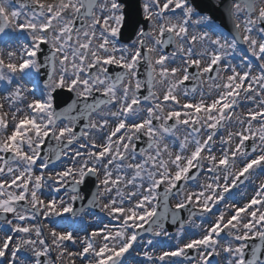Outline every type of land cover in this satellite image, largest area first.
I'll list each match as a JSON object with an SVG mask.
<instances>
[{
    "label": "snow or ice",
    "instance_id": "1",
    "mask_svg": "<svg viewBox=\"0 0 264 264\" xmlns=\"http://www.w3.org/2000/svg\"><path fill=\"white\" fill-rule=\"evenodd\" d=\"M0 264H264V0H0Z\"/></svg>",
    "mask_w": 264,
    "mask_h": 264
},
{
    "label": "rangeland",
    "instance_id": "2",
    "mask_svg": "<svg viewBox=\"0 0 264 264\" xmlns=\"http://www.w3.org/2000/svg\"><path fill=\"white\" fill-rule=\"evenodd\" d=\"M205 88H206V90H207V86H206V85H205ZM101 216H102V215H101ZM89 222L95 223V217H92V216L87 217L86 220H85V225H87ZM80 235L83 236L84 233L81 232ZM53 256H55V253H53Z\"/></svg>",
    "mask_w": 264,
    "mask_h": 264
}]
</instances>
